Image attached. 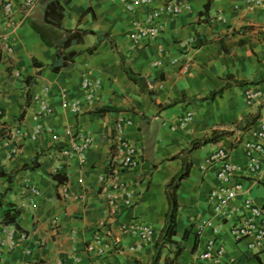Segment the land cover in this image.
Segmentation results:
<instances>
[{
  "label": "crops",
  "instance_id": "1",
  "mask_svg": "<svg viewBox=\"0 0 264 264\" xmlns=\"http://www.w3.org/2000/svg\"><path fill=\"white\" fill-rule=\"evenodd\" d=\"M4 1L0 0V8ZM12 1L15 22L6 39L12 51L0 48V134L6 135L0 139L4 173L0 174V236L20 230L28 237L4 251L1 264H150L169 210L165 186L181 167L180 159L169 158L215 129L228 133L191 153L189 175L176 191L174 242L161 248L157 264H205L197 259L198 250L217 236L225 249L223 262L264 264V240L259 247L249 246V239L235 240L229 227L236 218L214 211L208 194L221 186L216 175L220 165L206 163L211 153L223 148L245 169L243 142L264 121V96L247 100L242 95L245 88H264V82H236L264 76L263 9L250 6L248 0H150L141 5H134V0H58L63 18L61 27H55L45 21L46 3L53 0H40L28 10L20 6L22 0ZM128 2L134 5L132 10L127 9ZM166 2L188 4L189 9L163 14V29L156 39H131L132 23ZM206 8L208 20L202 21L199 12ZM65 29L95 33L66 48L79 52L72 63L53 69L61 63L57 47L67 37ZM102 33L109 38L101 39ZM111 39L132 70L148 81L152 98L121 70ZM186 62L189 68L183 72L181 65ZM27 77L32 85L25 82ZM84 77L100 82L89 102L81 87ZM223 83L227 86L220 95L200 100ZM182 97L184 101L162 108ZM42 100L50 111L42 110ZM73 100L80 106L77 113L64 105ZM104 106L118 109L100 114L97 110ZM189 111L192 117L184 120ZM117 121H123V137L139 148L140 155L135 167L120 174L131 187L133 203L120 204L111 215L98 187L115 155ZM36 124L51 131L32 140ZM66 129L92 136L84 163L61 157L69 141ZM54 134L59 135L57 140ZM35 159L38 165L28 166ZM237 178L242 190L230 208L238 214L244 196L264 205V155L260 173ZM63 185L83 198H64ZM12 209L20 210L19 228L1 222L5 210ZM135 222L153 229L140 248L139 238L128 229ZM98 235L103 254L87 250Z\"/></svg>",
  "mask_w": 264,
  "mask_h": 264
},
{
  "label": "built area",
  "instance_id": "2",
  "mask_svg": "<svg viewBox=\"0 0 264 264\" xmlns=\"http://www.w3.org/2000/svg\"><path fill=\"white\" fill-rule=\"evenodd\" d=\"M40 0H22L20 6L24 10L31 9ZM150 0H134V5L149 3ZM132 3H126L127 9H133ZM248 4L252 7H261L264 11V0H248ZM189 9L188 4L166 2L159 8H154L148 12L142 21H134L131 25L132 31L129 36L134 41L154 40L161 34L163 22L161 16L165 13L171 15L181 14ZM15 22V3L12 0H5L0 8V48L2 51L10 52L12 47L6 43L7 30L14 26ZM185 43H179L183 47ZM189 63L181 65L183 72L187 71ZM16 76L19 72H15ZM99 80H92L84 77L81 87L85 92L86 100L89 102L93 99L99 87ZM46 92L47 88H46ZM242 95L247 100H254L264 96V88L257 86L249 87L242 90ZM70 105L71 111L77 113L80 110L78 101L73 100L70 103L64 101V105ZM42 110L47 112L51 108L48 107L44 100L41 101ZM192 117V112L186 113L184 120ZM123 121H117L114 125L115 155L108 164V169L100 179L99 191L104 194L110 213L113 215L120 204L130 206L133 203L134 195L131 187L126 181L121 180V171L127 168H133L139 161L140 150L137 146L126 142L123 137ZM50 128H44L41 124H36L30 135L32 140L37 139L44 132L49 133ZM65 135L69 139L68 146L62 150L61 157L72 160L76 159L80 163H84L87 158V151L92 144V136L85 133H73L71 129L65 130ZM59 135L54 134L53 138L57 140ZM247 162L245 169L241 164L231 159L229 154L219 148L206 158V163L218 162L220 167L216 173L217 178L221 182V186L214 187L208 194V199L216 212H220L226 218L235 217L229 227V232L235 240L249 239V246L259 247L264 240V205L257 204L251 197L244 196L240 200L239 213L236 214L230 208L231 201L242 190V183L238 180V176L242 173L257 175L263 168L264 155V121L258 127L250 131V137L243 142ZM35 192L36 189L32 188ZM61 192L64 198H83L78 193H69L66 185L62 186ZM203 227V226H201ZM128 229L137 237L139 241L137 248L141 247V242L149 241L153 234V229L135 222L129 225ZM217 233V230H213ZM108 234V232H107ZM28 235L24 231L11 230L5 236H0V264L2 263V254L6 250L13 249L19 242L25 241ZM89 252L103 254L105 249L101 243L100 236L87 245ZM225 253L223 245L218 243V236L211 237L202 245L197 253V259L205 261V264H233L232 261L223 262L222 257Z\"/></svg>",
  "mask_w": 264,
  "mask_h": 264
},
{
  "label": "trees",
  "instance_id": "3",
  "mask_svg": "<svg viewBox=\"0 0 264 264\" xmlns=\"http://www.w3.org/2000/svg\"><path fill=\"white\" fill-rule=\"evenodd\" d=\"M207 8H208V5H207ZM207 8L204 11L199 12V18L204 16L202 21L208 20ZM62 18H63V8L59 4L58 0H53L50 3H48L46 10H45V21L49 24L54 25L55 27H61ZM199 21H200V19H199ZM65 31L67 33V37L57 47V56L59 59H61V63L59 65L53 67V69L66 67L70 63H72L74 61L75 57L79 54V52L75 51V50L65 51L66 48H69L73 42L81 41V38L83 35H85L87 33H91V34L95 33L92 30H81V29H75L74 31L71 29H65ZM103 38H109V34L108 33H102L101 39H103ZM98 42L96 44H94L91 48H89L88 50L93 51L95 49L96 45L98 44ZM111 46L117 54V57L119 60V66H120L121 70L127 75L129 80H131L135 85H137V87L139 88L140 91L145 92L146 94H148L152 98L154 91L149 88L148 81L143 76L135 73L132 70L131 66L126 61L123 54L117 50L116 43L112 39H111ZM25 82H27V84H29V85L33 84L31 77H27ZM236 82H237V84H240V85H246V84H250V83H261V82H264V76L261 75L258 79H253L251 81L243 80V81H236ZM226 86H227V84L223 83L218 89L209 92L208 95L201 97L200 100L215 98L217 95H220L223 92V90L225 89ZM28 97L29 96H28V92H27V101H28ZM180 101H184V97H182L179 100H174L171 103H168V104L162 106V108L172 106V105H174ZM115 109H118V108L112 107V106H104V107L99 108L97 111L100 114H102L104 112L112 111ZM23 114H24V111L21 113V117L23 116ZM254 120H255V116L253 117L252 121H254ZM227 133L228 132L224 131V130H216V129L212 130L208 136L191 140V142L189 143V145L187 147L182 148L178 153H176L175 155H172L169 158L170 160L180 159L181 160V167H180L179 171L169 181H167L166 186H165V191H166L167 199L169 202V210L166 214L165 224L160 231V234H159V237H158V240L156 243V251H155L154 257H153L150 264H157V261L159 259L160 253H161V248L167 244H171L174 242V240L172 238L176 233V214H177V210L179 208L177 198H176V191H177V188L179 187V185L181 184V182L185 178H187V176L189 175V171L191 168V160H190L191 153L203 145L221 140L224 137V135H226ZM5 136L6 135L4 134V132H2L0 134V139L5 138ZM37 165H38V163L35 159V160H33L32 164H30L28 166L36 167ZM0 174H4L2 172V170H0ZM54 177L56 178L57 175H54ZM60 180H62V179H60ZM0 196H2V194ZM1 205H2V201H1V197H0V206ZM19 212H20L19 209L5 210L4 216L1 220L2 224H5V225L14 224L16 226V228H19V227H17L18 224L16 222V217L19 215ZM184 234L186 235V232ZM136 264H144V263L137 261Z\"/></svg>",
  "mask_w": 264,
  "mask_h": 264
},
{
  "label": "rangeland",
  "instance_id": "4",
  "mask_svg": "<svg viewBox=\"0 0 264 264\" xmlns=\"http://www.w3.org/2000/svg\"><path fill=\"white\" fill-rule=\"evenodd\" d=\"M46 5H48V3H46ZM47 7V6H46Z\"/></svg>",
  "mask_w": 264,
  "mask_h": 264
}]
</instances>
